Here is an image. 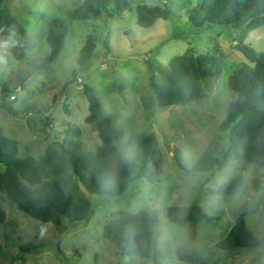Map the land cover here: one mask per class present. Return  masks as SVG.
<instances>
[{
  "label": "rangeland",
  "instance_id": "374dc122",
  "mask_svg": "<svg viewBox=\"0 0 264 264\" xmlns=\"http://www.w3.org/2000/svg\"><path fill=\"white\" fill-rule=\"evenodd\" d=\"M200 2L174 0L169 3L167 20L160 19L151 28H142L137 25L138 8H156L161 6L158 2L134 0L128 11L114 19L104 15L102 19L73 21L70 14L78 7L77 0H0V15L8 13L15 17L36 43V48L22 60H16L11 50V57L3 63L9 92L3 100L0 86V126L7 136L20 143V157H39L48 142L63 141L69 124L81 129L79 139L87 153L101 146L98 133L86 122L89 101L84 84L96 90L103 106L124 125L128 137L154 133L161 151L158 178L135 182L119 198L91 195L77 183L95 206L94 216L77 226L57 227L40 222L11 202H3L7 217L18 224L19 240L5 241L0 226V264H154L151 259L123 257L103 237L113 211L137 214L143 210L160 215L156 248L162 258L158 264H189L177 258L180 247L194 249L207 264H264V167L239 160L222 171L214 169L203 174L192 170L214 137L219 138L220 151L225 150L228 138L220 126L226 119L229 103L237 97L229 88V80L239 68L250 64L235 49L234 40L241 28L212 25L198 29L192 25L189 12ZM57 18L64 19L68 28L63 52L49 69L23 82L26 70L49 53L46 34L49 24ZM90 35L96 50L86 65H79L80 52ZM107 38L110 50L105 45ZM246 43L256 51H264V26L252 32ZM187 49L197 55L220 56L221 76L210 97L190 105L144 109L142 97L153 94V62L166 67ZM156 80L161 81L158 74ZM115 82L125 87L121 94L110 92L109 87ZM4 105L20 116L7 114ZM235 177L244 179L239 194L209 195V190ZM192 204H199L215 220L184 227L169 221V207ZM241 213L246 214L247 226L261 242L260 248H217L216 244L227 237ZM28 243H43L47 247L14 261L21 245Z\"/></svg>",
  "mask_w": 264,
  "mask_h": 264
},
{
  "label": "trees",
  "instance_id": "16d2710c",
  "mask_svg": "<svg viewBox=\"0 0 264 264\" xmlns=\"http://www.w3.org/2000/svg\"><path fill=\"white\" fill-rule=\"evenodd\" d=\"M79 5L70 14L73 21L114 19L129 10L134 0H77ZM161 6L138 8L137 25L151 28L158 20L170 17L169 3L174 0H153ZM192 25L198 29L206 26H235L241 28L235 49L241 52L250 64L239 68L229 80V88L237 95L229 103L227 116L220 131L227 134L228 142L220 151V141L214 137L208 144L192 170L196 173L222 171L231 162L243 160L264 167V51H256L246 43L249 35L264 26V0H201L189 12ZM14 34L17 40L12 49L16 60H22L36 48L35 40L23 25L11 14L0 15V36ZM68 35L66 21L54 19L48 27L46 40L50 51L39 63L32 65L23 77V82L35 73L49 69L65 48ZM110 50L109 39L105 41ZM96 50L90 35L79 58V65H86ZM154 73L150 79L152 95L142 97L146 110L163 109L175 105H190L210 97L214 83L221 76V59L217 54H201L192 49L176 56L166 67L153 62ZM4 64L0 63V86L2 98L9 92L4 80ZM156 74L161 81L156 80ZM125 87L115 82L110 92L122 93ZM83 91L89 101L90 124L101 140L94 152L87 153L80 141L81 129L69 124L63 141L48 144L39 157H20V143L7 136L0 126V226L5 241L17 238L18 224L7 217L2 203L9 201L18 210L44 223L57 227L64 224L77 226L88 222L95 214L91 199L79 190L80 183L91 195L116 199L123 196L137 181H155L159 176V140L154 133L128 137L124 125L101 103L96 90L88 84ZM7 114L18 117L12 107L4 105ZM131 159L125 161L126 153ZM114 168L116 180L105 186V173ZM243 177H235L218 188L209 190L211 196H234L241 192ZM258 191L259 187L257 188ZM171 223L180 227L196 225L202 221L213 222L199 204L172 206L167 209ZM160 229L157 211H140L131 214L113 211L110 221L103 229V237L112 242L123 257L151 259L158 264L162 253L156 248V237ZM261 242L246 223V214L241 213L227 237L216 247L224 250H252L260 248ZM47 247L43 243H28L20 247L15 260L30 253H39ZM58 251L62 250L58 246ZM177 258L189 264H207L204 257L194 249L180 247Z\"/></svg>",
  "mask_w": 264,
  "mask_h": 264
},
{
  "label": "clouds",
  "instance_id": "9594fccd",
  "mask_svg": "<svg viewBox=\"0 0 264 264\" xmlns=\"http://www.w3.org/2000/svg\"><path fill=\"white\" fill-rule=\"evenodd\" d=\"M17 40L14 34H10L7 37L0 38V63H7L8 59L11 57V50L16 46ZM125 161L131 159V153H126L124 156ZM116 180V171L114 168L109 169L104 177L103 182L105 186H112Z\"/></svg>",
  "mask_w": 264,
  "mask_h": 264
},
{
  "label": "water",
  "instance_id": "95a60500",
  "mask_svg": "<svg viewBox=\"0 0 264 264\" xmlns=\"http://www.w3.org/2000/svg\"><path fill=\"white\" fill-rule=\"evenodd\" d=\"M51 142H48V144H50Z\"/></svg>",
  "mask_w": 264,
  "mask_h": 264
},
{
  "label": "built area",
  "instance_id": "2783aa9c",
  "mask_svg": "<svg viewBox=\"0 0 264 264\" xmlns=\"http://www.w3.org/2000/svg\"><path fill=\"white\" fill-rule=\"evenodd\" d=\"M12 99H15V98L12 97Z\"/></svg>",
  "mask_w": 264,
  "mask_h": 264
}]
</instances>
